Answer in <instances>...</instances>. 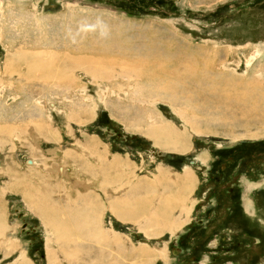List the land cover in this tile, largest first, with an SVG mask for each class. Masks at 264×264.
Here are the masks:
<instances>
[{
	"label": "rangeland",
	"instance_id": "obj_1",
	"mask_svg": "<svg viewBox=\"0 0 264 264\" xmlns=\"http://www.w3.org/2000/svg\"><path fill=\"white\" fill-rule=\"evenodd\" d=\"M208 62L264 90V0H0V264H264V118Z\"/></svg>",
	"mask_w": 264,
	"mask_h": 264
},
{
	"label": "bare ground",
	"instance_id": "obj_2",
	"mask_svg": "<svg viewBox=\"0 0 264 264\" xmlns=\"http://www.w3.org/2000/svg\"><path fill=\"white\" fill-rule=\"evenodd\" d=\"M87 61H89V60H87ZM182 62L183 61H180L179 65ZM203 64H205V63H203ZM197 65H198V63H195L191 67L186 65V67H183V71L186 72V73L191 74L192 76H194L192 81H195V83L200 86L202 91H210V92H212L214 94V96L217 97V99L220 97L221 100H231V99H233V100L235 99V101L238 100V102H240L241 105L243 106V108H244L243 110L247 114H256L257 113V114L260 115V118H264V90H263V88H261V85L259 83L260 81L259 82L257 81L258 78L253 80V82H250V83H248L246 85H244V84H239V85L236 84L235 85V83L227 82V80H225L223 78H219V77L218 78L217 77L214 78L213 76L212 77L211 76H206L205 77L204 74L206 72H210L212 70L210 63L208 64L210 66H205V67L197 66ZM89 69H90L91 72H93L92 67H89ZM156 71L159 73V75H162L163 74L162 72H164V69L158 66ZM174 76L179 81H181L183 83L181 85V87L183 88L184 84H186L185 83L186 81H183L182 74H178L177 73V75H174ZM196 88H198V87L196 86ZM192 99H193V97H192ZM164 134L165 133L163 132L162 134H158V135H155V136H156V138H160V137L162 138L164 136ZM163 145H166L167 147H170V148H173V149L181 150L182 146H183V142L182 143H180V142H176V143L168 142V143H164ZM32 163H33V161H32ZM39 199H40V197H39ZM39 199H37V200H39ZM37 204H39V203H37ZM35 205H36V203H35ZM51 210H52V208H51ZM41 213L43 214L45 221L48 222V224L51 225V227L55 230V234H56V238L55 239H57L56 241H59V243H61L60 249H61V252L63 253V256L65 258L68 257L67 253H69L68 251L70 249V247L68 245H70L71 242H78L79 243V242H81L83 240H86V238H88L90 240L93 239V238L88 236L90 234L83 233L80 236H78L79 238H77L76 241L75 240L73 241V237H74V233H75L74 231L79 232V229H80V227H79L80 224L79 223H76V222L75 223L74 222H65L59 216H56L55 214H50L45 209H41ZM102 234L100 236H102V239L105 241L106 234H104V233H102ZM81 237H83V240L82 239L80 240ZM97 239H98V237H97ZM100 244H103V243H100ZM74 251L76 253L79 252L78 248H76V247L71 248V254ZM77 258H78V254H76V257H75L74 261H76Z\"/></svg>",
	"mask_w": 264,
	"mask_h": 264
}]
</instances>
